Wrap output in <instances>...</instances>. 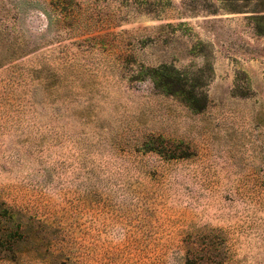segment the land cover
I'll return each instance as SVG.
<instances>
[{
  "label": "rangeland",
  "instance_id": "obj_1",
  "mask_svg": "<svg viewBox=\"0 0 264 264\" xmlns=\"http://www.w3.org/2000/svg\"><path fill=\"white\" fill-rule=\"evenodd\" d=\"M0 0V264H264V0Z\"/></svg>",
  "mask_w": 264,
  "mask_h": 264
},
{
  "label": "trees",
  "instance_id": "obj_2",
  "mask_svg": "<svg viewBox=\"0 0 264 264\" xmlns=\"http://www.w3.org/2000/svg\"><path fill=\"white\" fill-rule=\"evenodd\" d=\"M120 1H124L125 2V4H126V2H130V1H132V2H135V1H139L140 3H144V5H147V0H120Z\"/></svg>",
  "mask_w": 264,
  "mask_h": 264
}]
</instances>
